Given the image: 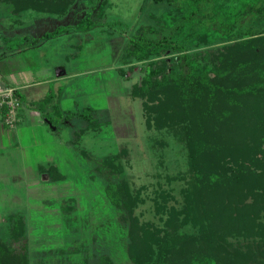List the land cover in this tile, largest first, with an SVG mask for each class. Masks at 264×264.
Here are the masks:
<instances>
[{
  "label": "trees",
  "instance_id": "obj_1",
  "mask_svg": "<svg viewBox=\"0 0 264 264\" xmlns=\"http://www.w3.org/2000/svg\"><path fill=\"white\" fill-rule=\"evenodd\" d=\"M151 1L154 5L165 3L169 9L162 15L149 13L150 22L146 20L131 28L115 19L102 20L108 17L106 0H82L83 11L75 23H57L38 36L14 35L9 40L17 41L15 47L10 44L8 55L36 50L42 41L71 31L89 35L98 28L123 35L124 45L118 55L121 66L116 71L124 77L127 69L133 70L137 64L147 65L140 82L132 86L133 96L147 98L170 89L165 106L161 102L158 106L148 107L146 103L145 106L153 107L155 114L164 112L156 117L163 115L170 120L160 119L157 126L168 129L185 147L188 166L180 177L185 185L180 191L179 205L169 190L155 191L154 210L161 220V225H155L139 223L134 214L143 201L141 188H130L125 180L112 178L116 162L126 151L95 160V170L105 172L104 196L126 227L128 261L125 264H264V138L256 137L255 133L247 140L246 137L237 140L228 131L234 124L240 131L249 129L253 133L264 129V50L259 53L263 57L258 61L248 56V51L264 46V0ZM75 2L0 0L2 5L9 4L15 14L31 9L56 21L70 14ZM195 42L197 47L222 46L191 53L190 46ZM163 51L173 55L169 66L164 60L157 64L153 59ZM220 74L223 79L216 77ZM14 94L21 102L17 125L23 112V97L15 88ZM55 97L50 91L38 103L30 102V107L46 118L52 132L61 126L52 120V112L56 110L60 115L63 112L60 123L68 118L80 121L81 126L73 133L76 138L87 128L100 126L97 109L87 106L80 111L59 112ZM0 115L2 122V112ZM2 125L6 127L3 122ZM38 171L47 179L62 177L53 163L39 164ZM170 201L174 204H169ZM4 220L7 240L0 237V264H29L24 215L10 213ZM184 225L192 226L197 232H180ZM231 236L249 240L246 250L230 242ZM89 262L90 258L85 257L81 264ZM93 264L118 263L102 253Z\"/></svg>",
  "mask_w": 264,
  "mask_h": 264
},
{
  "label": "rangeland",
  "instance_id": "obj_2",
  "mask_svg": "<svg viewBox=\"0 0 264 264\" xmlns=\"http://www.w3.org/2000/svg\"><path fill=\"white\" fill-rule=\"evenodd\" d=\"M81 1L76 0L70 14L59 21L31 9L15 14L9 4H0V85L4 84L1 79L13 85L24 79L34 81L20 90L24 115L11 130L9 143L0 136V237L7 240L6 216L22 213L27 229L29 264H81L85 257L93 264L102 253L118 264L128 261L126 227L104 196L105 172L95 170L96 159L126 151L116 162L112 178L125 180L130 188H141L143 201L134 210L139 223L161 225L154 210L155 191L169 190L178 200L175 204L179 205L180 191L185 185V180L180 178L188 167L185 147L168 129L158 128L160 119L170 121L163 115L156 117L164 112L155 114L153 107L145 106V103L148 107L158 106L160 102L165 106V96L170 89L147 98L130 93L132 86L140 82L147 65L137 64L133 70L127 69L124 77L118 74L123 35L98 28L89 35L71 31L42 41L36 50L21 52L20 69L13 78L4 72L2 63H10V58H14L8 55L9 46L15 47L17 41L12 43L9 39L22 34L38 36L57 23H75L83 11ZM168 9L165 3L154 5L151 0H106L108 17L102 20L115 19L132 28L137 23L150 22L149 13L162 15ZM197 42L190 46L189 52L205 48L216 50L222 46L200 44L201 47H197ZM262 50L264 46L248 51V56L258 61L263 57L259 54ZM171 58L172 53L163 51L153 59L157 64L164 60L169 66ZM216 77L223 79L221 74ZM31 89L38 91L32 94ZM50 91L56 96L59 112L62 109L80 111L87 106L97 109L100 126L87 128L76 138L73 133L81 126L80 121L68 118L67 122L60 123L63 112L60 115L56 110L52 112V120H58L55 124L61 126L57 132H52L40 112L34 114L29 110L32 99L38 103ZM228 131H232V136H228L237 140L242 137L247 140L255 133L256 137L264 138L263 128L252 133L249 129L240 131L234 124ZM47 162L56 165L61 178L47 179L39 173L38 165ZM179 231L196 233L197 229L184 225ZM228 239L242 250L249 244L242 236Z\"/></svg>",
  "mask_w": 264,
  "mask_h": 264
},
{
  "label": "built area",
  "instance_id": "obj_3",
  "mask_svg": "<svg viewBox=\"0 0 264 264\" xmlns=\"http://www.w3.org/2000/svg\"><path fill=\"white\" fill-rule=\"evenodd\" d=\"M21 102L14 94V88L6 86L0 88V112L3 115V124L7 129L12 130L16 126L18 111Z\"/></svg>",
  "mask_w": 264,
  "mask_h": 264
},
{
  "label": "crops",
  "instance_id": "obj_4",
  "mask_svg": "<svg viewBox=\"0 0 264 264\" xmlns=\"http://www.w3.org/2000/svg\"><path fill=\"white\" fill-rule=\"evenodd\" d=\"M36 54V53H35ZM35 54H33V55H35ZM22 56V54L20 55V54H18V55H15L14 56V58H10V63H2L3 65V68L5 69V73L6 74H8V77L9 78H13V74H15V73H17V71L20 69L19 67H18V65L20 66L21 64V62L19 63V58ZM2 81H3V85H0V87H6V86H9V87H12V88H15V89H17L18 91H19V93H21L20 92V90L21 89H23L24 88V86H29V85H31V84H33L34 83V81L33 80H29L28 79V81H27V79H24V81H22V82H17V85L15 84V85H13V84H10L8 81H5V80H3V79H1ZM30 81H33L32 83L30 82ZM30 82V83H29ZM36 91H38V90H36V89H31V92H32V94H34V93H36ZM41 97V96H40ZM33 101V99L31 100V102ZM31 105H30V102H29V110H30V112H33L34 114H38L37 112L38 111H36L35 109H33V108H31L30 107ZM27 107V106H26ZM24 115V105H23V112H22V115H21V117ZM39 115H40V113H39ZM46 122V121H45ZM6 127H4L3 125H2V122H1V120H0V136H1V138H2V140H4V141H7V143H9L8 142V140H9V138L11 139V133H12V131L11 130H9V129H5Z\"/></svg>",
  "mask_w": 264,
  "mask_h": 264
}]
</instances>
